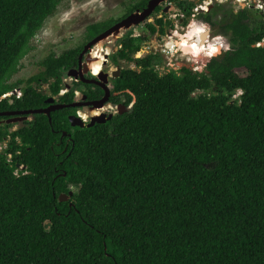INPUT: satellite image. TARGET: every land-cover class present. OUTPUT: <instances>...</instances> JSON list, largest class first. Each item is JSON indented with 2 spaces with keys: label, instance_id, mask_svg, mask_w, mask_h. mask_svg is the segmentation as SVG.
Wrapping results in <instances>:
<instances>
[{
  "label": "trees",
  "instance_id": "trees-1",
  "mask_svg": "<svg viewBox=\"0 0 264 264\" xmlns=\"http://www.w3.org/2000/svg\"><path fill=\"white\" fill-rule=\"evenodd\" d=\"M63 1L0 0V112L47 107L89 41L121 19L89 24L81 45L13 81ZM177 1L190 15L194 4ZM223 13L207 20L232 48L196 68L161 71V54L136 58L142 41L123 39L114 62L140 66L116 81L126 105L136 99L129 111L91 127L72 126L73 107L0 125V264H264V18Z\"/></svg>",
  "mask_w": 264,
  "mask_h": 264
},
{
  "label": "flooded vegetation",
  "instance_id": "flooded-vegetation-1",
  "mask_svg": "<svg viewBox=\"0 0 264 264\" xmlns=\"http://www.w3.org/2000/svg\"><path fill=\"white\" fill-rule=\"evenodd\" d=\"M141 1H143V0H135L133 3L135 5H137L138 3H141ZM169 1L157 6L155 8V10L151 13L150 16H148L144 21H142L140 24H138L136 26V27L142 28L143 31L139 32L138 34H136L135 32H132V29H129V31H126V33H124L118 40L119 46H118L117 50L116 51H109L106 62H104V63L102 62L103 64L101 66H99L98 63L92 65L90 62V59H95V58H92V51L94 50L96 45L92 46L90 48V50L84 55L82 61H80V57H79V63L77 65V67L74 68V69H78V75L79 76L78 77H72L71 78L72 83H68L69 81L66 77L64 79V83H65L64 89H66V91L63 93H60L56 96H49V97H54L56 104L57 103L58 104H65V103L60 102L59 97L64 96L66 93L71 92L74 89L73 90L74 91L73 97H75V99L72 103H74V102L82 103V106L73 107V108H78L76 116L80 117L87 124L92 121V117L97 116V115H101L103 113H106V114L113 113L114 115H116V114H121V113H125V112L129 111L133 107V104H134L136 99L134 98V100H132V102L129 105H126L125 104L127 102L126 97H128L126 94V91L125 90H118V85H117L116 81H117V79H119L123 75L124 70H126V69H139L140 66H139V63L136 61H129L126 59H121V58L118 60V62H114V55L123 50L124 44L122 43V41L129 33H131L132 37L136 38L137 40L139 39L142 41V46H143L142 50L139 51L135 55L136 58L148 56L151 53L161 54L160 50H162V49H156L153 47H150V49H148V47L150 45H148L147 43H148L149 39H151V37H153L155 35H157V38L160 40V43H161L160 47L163 48L162 52L166 53V52H168V49H170V50L175 49V51L183 53L184 52L183 50L178 49L179 47L177 46V44H178L177 41L183 39V38H181V36L188 35L190 28L193 27V24H194L193 21H195V19L201 18L204 20V22L200 23V24H202L204 30L202 28H199V29H202L204 32H206V40H205L206 46L209 49H211L210 46H212L216 50V51L213 50L212 51L213 54H211V55H209L208 52H206L208 54H203L201 52L204 56L211 57L216 52L219 53L218 48L221 49L220 53H223L226 50H229L232 48V45L227 46L226 42L223 43V40H224L223 35H225V34L224 33L214 34L213 27L215 25L213 24V22H210L207 20V16H210L212 21H215L216 23L218 22V17H216L217 15L215 16L216 17V19H215L214 14H213L214 12H212V9L214 6L216 7V10H218L217 8L220 5H217L216 4L217 2L214 5H212V3L209 5L207 4V7H204L203 5H201V7L199 8V4L197 3L196 0H189V1L188 0H182V1H187L188 3L194 4V7L191 9V14L188 15V14H186L187 9L181 8V6L179 5L177 0H169ZM149 2H150V0H147V3L144 6L136 7L135 10L133 11V13L136 11H144L148 7ZM203 2H205V1L203 0ZM257 2L259 3V0H235L233 2V4L237 5V6L239 5V8H236L234 6L226 7L224 4L223 5L221 4V5L225 6L226 9L233 10L235 13H237V11H239L241 9L248 8L247 6H250L249 9H251V8L254 9L256 7ZM174 3H177L178 8H179V10L175 11V12L173 11V7H172V5ZM128 7H127V10H128ZM196 7L199 8V9H197V11H195ZM127 10H126V13L121 17V19L119 21L127 18L129 16V14L130 15L132 14V12L127 14L128 13ZM182 14H183V17L181 16ZM225 14L226 13H223V11H222V15H220V16H222L221 20L224 19ZM178 20H179L181 27H183V30L177 29V26H178L177 21ZM174 27H176V28L174 29ZM152 28L153 29L156 28L155 33H153ZM162 28L165 29L164 33L161 32ZM195 28H197V26L194 27V30H195ZM194 30H193V32H194ZM197 30L198 29H196V31ZM165 36L168 37L167 41H165V39H164ZM169 39H172V41H174V42L176 41V46L170 47V44H168V43H170ZM197 39H198L199 43H201V36H198ZM191 40H193V41H191ZM191 40H190L191 43L193 42V44H194V38H192ZM110 43H111V41H110ZM111 44H114V43H111ZM90 52H91V57L87 61L86 57H87V54ZM186 54L192 55L193 59L197 58L196 52H186ZM96 60H98L101 63L100 57H98V59H96ZM122 62L130 64V66L125 67L122 65ZM112 64L115 65L113 70H107V66H111ZM159 65L160 64H157V67ZM80 66H82V67L80 68ZM162 66L164 67V66H166V64H164ZM178 68H180V67H178ZM90 80L93 82H90ZM107 91H109V101L102 108H98V113L97 112L93 113V115H89V114L87 115L83 111L88 117L87 120H84V118L78 114V111L79 110L82 111V109H91L92 107H94L90 103L94 102V101L101 100L102 98H104L107 94ZM10 97H13V96H10ZM113 97H118V98L122 97V103L119 105L112 103L111 99ZM133 97H135V96H133ZM72 103H68V104H72ZM51 105H53V104L49 103L47 107H49ZM10 111H13V110H10ZM15 111H19V110H15ZM31 116H33V115H29L28 119H25L21 122L23 124H25V122L33 120L34 116L32 119H30ZM70 116H72V115H70ZM12 117H15V116L3 117L2 119H0V124H7L9 119H13ZM16 123H19V122H16Z\"/></svg>",
  "mask_w": 264,
  "mask_h": 264
},
{
  "label": "rangeland",
  "instance_id": "rangeland-1",
  "mask_svg": "<svg viewBox=\"0 0 264 264\" xmlns=\"http://www.w3.org/2000/svg\"><path fill=\"white\" fill-rule=\"evenodd\" d=\"M134 1L135 0H64L59 6L56 14H54L53 16H51L50 19H48L43 30L40 31L39 35L32 41L35 48L29 55H27L24 58L23 66L20 72L13 78V81H16L21 78H29L30 76L38 73L41 70L40 62L51 53L61 54L65 50L75 48L81 45L84 42L86 29L89 24L109 20L112 18L115 19L121 18L126 13L127 7ZM168 1L169 0H164L161 4ZM196 1L199 4V8L201 7V5L207 7V4L209 5L212 3V5H214L216 2L217 5L224 4L226 7L234 6L236 8H239V5L237 6L233 4L235 0H204L205 2H203V0H196ZM225 6H222L223 9L222 8L219 9L218 7L217 8L218 10H216L215 6L212 9V12H214L213 13L214 18L216 19V17H218L217 25H220V23L224 21V19L221 20L222 16L220 15H222V11L226 9ZM172 7L174 12L179 10L177 3H174ZM247 7L250 8V6ZM259 7L260 4L257 2L256 7L254 9L251 8L250 10L253 12L254 16L264 18V9H260ZM199 8L196 7L195 11H197V9ZM193 22H194L193 27L190 28L188 35H185V38H189V40L193 38L194 27L202 26V24L200 23L204 22V20L201 18H197ZM137 25L138 24L133 25L132 28H130L132 29V32H135L136 34L143 31L142 28L136 27ZM177 25H178L177 29L183 30V27H181L179 20L177 21ZM175 28L176 27H174V29ZM218 28L219 27L215 29L213 27L214 34H220L218 32ZM126 31H129V29L122 30V32H120L118 37L117 36L113 38L111 37L106 42L105 41L103 42L105 44V47L108 48V51L117 50L119 46L118 40L124 33H126ZM223 37H224L223 43L226 42L227 46L231 45L229 41V37L226 35H223ZM181 38H184V36H182ZM164 39L165 41H167L168 37L165 36ZM169 40L170 43L171 42L176 43V41L174 42L172 41V39ZM110 41L115 45L111 44ZM178 42L180 43V41H177V43ZM147 44L150 45L148 49H150V47L156 49H162L160 50L161 57L163 64H166V66H169V63L172 61L175 68L181 66L183 67L186 64L189 66H194L196 68L197 67L196 65L198 64V60L200 59V58L193 59L191 55H188L184 52L183 53L174 52V51L172 53L162 52L163 48L160 47L161 43L160 40L157 38V35L151 37V39H149ZM92 52L94 53L93 58H95V60L98 59V57H100L99 51H97L96 49H94ZM204 62L207 61H205L204 59ZM122 65L125 67L130 66V64L125 62H122ZM114 67L115 65L113 64L111 66H107V70H113ZM239 73L241 75H244L246 74V71L240 70ZM67 79L69 81L68 83H72V79L70 77H67ZM82 111H85L87 115L88 114L93 115V113L96 112L98 113V108L94 106L91 109H82ZM32 118L33 116L30 117V119ZM11 124H12L11 127L12 131L18 129L20 126L23 125L22 122L11 123Z\"/></svg>",
  "mask_w": 264,
  "mask_h": 264
},
{
  "label": "water",
  "instance_id": "water-1",
  "mask_svg": "<svg viewBox=\"0 0 264 264\" xmlns=\"http://www.w3.org/2000/svg\"><path fill=\"white\" fill-rule=\"evenodd\" d=\"M164 0H150L148 7L144 11H136L132 13L130 16L127 18L117 22L115 25L98 35L95 39L91 40L86 46L83 52L80 55V61L83 60L84 55L90 50V48L94 45H97L100 41L105 40V42L108 40V37L111 35L113 37H118L120 32L122 30L130 29L132 28L133 25L139 24L142 21H144L148 16L151 15V13L155 10L157 6H159ZM221 49L218 48V52L220 53ZM91 57V52L87 54V61ZM207 61V59H205ZM82 66H80L81 68ZM68 75L70 77H78V69H72L69 71ZM90 82H93L90 80ZM109 101V91H107V94L104 98L98 101L91 102L93 106L97 108H102L107 102ZM47 102L53 104L49 107L46 108H40V109H32V110H21V111H5V112H0V116H15L12 117L13 119H9L8 123H16V122H21L25 119L29 118V115H34L36 113H45L49 116L50 122H52V113L55 112L58 109H62L65 107H80L82 106V103L74 102L72 104H56L55 103V98L51 97L47 100ZM121 111V110H120ZM17 116V117H16ZM114 114H106L103 113L101 115H97L92 117V121L90 123H86L83 121L80 117L76 115L70 116V121L72 123L73 127H91L94 126L97 122L98 123H105L108 120H111L113 118ZM67 133L64 132V135ZM70 194H73V192H70ZM61 201H65L69 199V195L67 194H62L60 196Z\"/></svg>",
  "mask_w": 264,
  "mask_h": 264
},
{
  "label": "bare ground",
  "instance_id": "bare-ground-1",
  "mask_svg": "<svg viewBox=\"0 0 264 264\" xmlns=\"http://www.w3.org/2000/svg\"><path fill=\"white\" fill-rule=\"evenodd\" d=\"M197 28H202V27H197ZM197 28H195L194 35H193L194 44H193V42L191 43V41L189 40V38H185V36H184V38L182 40H179L180 43L178 42L177 46H179V48L182 49L184 51V53H186V51H188V52H196L197 53V56L196 57L202 59V58H205V56L203 54H207L206 52H208V50H211V52H212L214 50V48L212 46H210L211 49H209L206 46V43H205V40H206V32L203 31L204 28H202L203 30L202 29H199V30L196 31ZM198 36H201V43H199V41L197 39ZM111 37L113 38V36L111 35L110 37H108V39H110ZM104 41L105 40L100 41L96 45V47L94 48L97 51H99V56H100V58H101V60H102L103 63L106 62L107 56L109 54L108 48H106L105 47V44L103 43ZM169 44H170L171 47L176 46V43H172L171 42ZM193 45H195V47H193ZM200 49L202 50L203 54L201 53ZM212 54H213V52H212ZM90 62H91L92 65H94L95 63H98L99 66L102 65L98 60H95V59H90Z\"/></svg>",
  "mask_w": 264,
  "mask_h": 264
},
{
  "label": "built area",
  "instance_id": "built-area-1",
  "mask_svg": "<svg viewBox=\"0 0 264 264\" xmlns=\"http://www.w3.org/2000/svg\"><path fill=\"white\" fill-rule=\"evenodd\" d=\"M259 4H260L259 8L260 9H264V0H259ZM181 16L183 17V14ZM262 45H264V40L257 43V46H262ZM171 68H175L173 63H172V61L169 63V66H164V67L162 65L158 66V69L161 70V71H164V72L170 70ZM65 91L66 90H63L62 92H65ZM15 92H17L18 95L21 94V90H15ZM11 94H12V92L11 93H6V94L3 95V98L9 97V96H11ZM78 114L80 116H82L84 118V120H87L88 117L83 111L79 110ZM7 148H8V142L7 141L4 142V143H0V151L4 152ZM8 160H9V162H12V154L11 153L8 154ZM23 168H25L24 165H18V169L16 170V174L19 175V170L23 169Z\"/></svg>",
  "mask_w": 264,
  "mask_h": 264
},
{
  "label": "clouds",
  "instance_id": "clouds-1",
  "mask_svg": "<svg viewBox=\"0 0 264 264\" xmlns=\"http://www.w3.org/2000/svg\"><path fill=\"white\" fill-rule=\"evenodd\" d=\"M42 30H43V29H42ZM42 30H41V31H42ZM39 33H40V32H39ZM39 33L37 34V36L39 35ZM37 36H35L34 39H35ZM34 39H33V40H34ZM229 50H230V49H229ZM173 51H174V52H178V51H175V49H173V50L168 49V52H169V53H172ZM226 51H228V50H226ZM219 54H221V53H217V52H216L213 56H211V57H209V58H208L207 56H205V58H203V59L200 58V59L198 60V62H199V61H203V62H204V59H207V61H209L212 57H215V56H217V55H219ZM174 55H175V54H174ZM174 55H173V56H174ZM68 77H70V76L68 75ZM70 78H72V77H70ZM15 90H21V94L18 95V93L15 92ZM15 90L12 91L11 96H13V95H17V97L22 96L23 92H22V89H21V88H18V89H15ZM64 90H66V89H64ZM62 91H63V90H62ZM62 91H61V93H63ZM9 93H11V92H9ZM242 94H243V90H242V89H239V90L234 94V98H235V99H236V98H239ZM9 97H10V96H9Z\"/></svg>",
  "mask_w": 264,
  "mask_h": 264
},
{
  "label": "snow or ice",
  "instance_id": "snow-or-ice-1",
  "mask_svg": "<svg viewBox=\"0 0 264 264\" xmlns=\"http://www.w3.org/2000/svg\"><path fill=\"white\" fill-rule=\"evenodd\" d=\"M193 47H195V45H193ZM214 51H216V50L214 49ZM209 55H211V53H209Z\"/></svg>",
  "mask_w": 264,
  "mask_h": 264
}]
</instances>
